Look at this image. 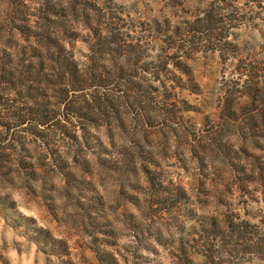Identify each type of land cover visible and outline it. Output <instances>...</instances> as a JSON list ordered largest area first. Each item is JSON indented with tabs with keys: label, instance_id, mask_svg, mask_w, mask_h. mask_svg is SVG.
Masks as SVG:
<instances>
[{
	"label": "rangeland",
	"instance_id": "1",
	"mask_svg": "<svg viewBox=\"0 0 264 264\" xmlns=\"http://www.w3.org/2000/svg\"><path fill=\"white\" fill-rule=\"evenodd\" d=\"M50 6L78 10L75 59L120 77L103 115L41 127L11 125L39 98L1 91L0 264H264V137L223 116L264 84V0H0V49L38 41ZM102 33L122 47L91 61Z\"/></svg>",
	"mask_w": 264,
	"mask_h": 264
},
{
	"label": "trees",
	"instance_id": "2",
	"mask_svg": "<svg viewBox=\"0 0 264 264\" xmlns=\"http://www.w3.org/2000/svg\"><path fill=\"white\" fill-rule=\"evenodd\" d=\"M43 14L48 22L40 27L38 41L27 39L26 43L18 42L9 53L5 49H0V52L6 54V57H0V94L1 91L17 89L26 93L31 100L39 98L38 103L21 108V110L25 109L23 115L12 105L11 118L14 121L11 125L15 127L16 124H23L28 120L31 122L33 117H36L35 125L45 126L61 110L71 118H82L95 112L103 115L113 102V99L105 93L120 77L118 72L97 70L96 65L93 64L81 65L75 59L72 50L67 47L61 36L71 32L67 29L66 23L69 22L67 19L78 15V10L69 8L56 10L50 6L43 11ZM205 21L209 25L217 22V19L213 15H207ZM111 42L118 43L117 46L122 47L119 37L99 34L98 41L90 47L91 61L104 58L109 52L108 46ZM32 92L36 93L35 97H32ZM243 94L244 97L239 100L232 96L226 98L223 116L231 121L241 118L244 126L237 131L239 137L247 139L251 133L256 132V128L260 129L259 135L264 137V84L249 79L244 84ZM2 101L3 99L0 98V105L4 104ZM135 101L139 102V99L136 98ZM69 122L67 119L56 129L67 133ZM31 133L39 134L36 129ZM219 148L228 155V142L220 143ZM242 150L246 151V149ZM257 157H261L264 162V147L263 153L258 154ZM233 166L235 174L241 173L238 177L240 183H248L253 172L249 162L237 163ZM104 255L110 264L116 260L109 253Z\"/></svg>",
	"mask_w": 264,
	"mask_h": 264
}]
</instances>
